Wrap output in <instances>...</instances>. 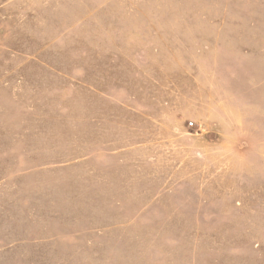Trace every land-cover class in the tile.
Segmentation results:
<instances>
[{"label":"rangeland","instance_id":"374dc122","mask_svg":"<svg viewBox=\"0 0 264 264\" xmlns=\"http://www.w3.org/2000/svg\"><path fill=\"white\" fill-rule=\"evenodd\" d=\"M0 264H264V0H0Z\"/></svg>","mask_w":264,"mask_h":264}]
</instances>
